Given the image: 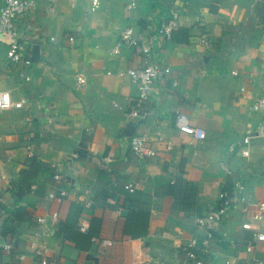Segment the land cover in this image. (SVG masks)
Masks as SVG:
<instances>
[{
	"label": "crops",
	"instance_id": "obj_1",
	"mask_svg": "<svg viewBox=\"0 0 264 264\" xmlns=\"http://www.w3.org/2000/svg\"><path fill=\"white\" fill-rule=\"evenodd\" d=\"M100 2L90 12V0H36L18 32L27 38L29 81H19L0 41V91L24 100L0 111V250L14 246L1 252L0 264H192L189 250L202 264H264V241L252 236L255 228L264 233V218H251L264 200V138L243 143L258 125L264 130V115L249 108L264 95V0H135L132 11L128 0ZM173 16L172 35L152 51L170 72L139 106L141 116L131 117L138 91L117 72L139 68L144 58L131 47L111 49L123 28L140 35L148 22ZM77 74L86 75V86H76ZM177 113L203 137L179 132ZM137 134L148 136L154 157L131 153ZM74 153L61 183L67 195L51 202L52 175ZM235 179L248 213L236 204L205 243L196 219L217 207Z\"/></svg>",
	"mask_w": 264,
	"mask_h": 264
},
{
	"label": "built area",
	"instance_id": "obj_2",
	"mask_svg": "<svg viewBox=\"0 0 264 264\" xmlns=\"http://www.w3.org/2000/svg\"><path fill=\"white\" fill-rule=\"evenodd\" d=\"M51 1V0H49ZM36 0H3V4L0 7V41L7 45V59L8 64L15 68L18 72L19 81H29L30 76L28 75V70L30 69L32 62L30 58L26 55V45L27 38L20 39L18 36L19 28L21 26V21L29 14V12L34 8ZM101 6L100 0H90V12H96ZM136 8L135 0H128L125 5L127 11H132ZM176 28L175 16L170 20H154L153 22H148L143 33L140 35L135 34L132 27H125L118 33V38L111 49L113 54H119L122 47H131L135 51L143 55V63L139 68L129 69L127 71H118L117 76L122 77L127 75L132 83L136 86L138 91V97L136 100V107L132 108L129 115L134 118L141 116V111L139 106L148 101L152 87L156 82L164 80L170 72V68L167 66H162L155 62L152 58L153 45L158 38L165 37L169 38L174 29ZM54 38H51L53 40ZM71 40V38H70ZM199 42L206 45L208 42L205 37H201ZM26 44V45H25ZM107 74H110L107 72ZM234 76H238V72H232ZM250 77V76H249ZM87 78L84 74H77L76 76V86L82 88L86 86ZM174 87H177V82H173ZM240 92H244V88L240 89ZM24 104V100L13 101L9 92L0 91V111L19 109ZM250 110L253 113H258L264 115V95L253 96L251 98ZM29 123L30 120L26 119ZM175 127L181 133L189 135L193 138H202L204 131L200 128L194 127L189 123L187 116L177 113L175 115ZM259 136L264 138V130L261 125L256 127V131L252 132L251 135H247L243 138V143L247 146L249 140L254 136ZM158 140H162L160 134H156ZM148 136L146 134L133 135L129 141L128 146L131 153L137 158H150L156 155V152L147 146ZM172 142L165 141V149H172ZM249 154L248 148L242 150V155L247 157ZM78 158L77 154H71L66 161L61 164L60 167L64 169L62 171L58 170L53 173L52 179L54 180L55 187L50 190L47 194V199L49 201H60L67 195V191L61 188V183L67 174L72 169V163ZM228 175H232L231 170H227ZM75 186V183L72 184ZM125 190L130 193L134 192V188L131 185L125 186ZM244 191V186L238 182L236 179L232 181L231 188L221 192L219 196V202L216 208L209 211L206 215L196 219L197 224L204 228L207 233L208 242L212 240V228L213 225L220 220L226 218L228 212L232 210L236 204L242 203L245 206L242 211L248 213V208L246 206L245 199L242 197V192ZM57 213L51 215L52 219L57 218ZM252 220L258 222L259 224L264 218V200L260 202L258 210L251 214ZM36 222L40 226H45L46 217L40 216L36 219ZM244 226L249 228L250 223L244 222ZM1 228V227H0ZM86 228L83 226L82 230ZM253 240L256 242L264 241V233L259 229L255 228L252 230ZM112 243L109 240H104L102 242L103 246H110ZM196 245V240H191L188 244L189 249H192ZM14 250V246L11 243H6L2 246L0 250L4 253H10ZM252 247L247 248V252H251ZM36 256H43L44 251L40 250L38 247L34 250ZM187 259L191 261L192 264H202L201 261L196 259L195 253L189 250L187 253Z\"/></svg>",
	"mask_w": 264,
	"mask_h": 264
}]
</instances>
